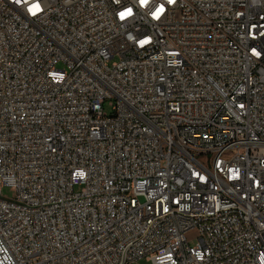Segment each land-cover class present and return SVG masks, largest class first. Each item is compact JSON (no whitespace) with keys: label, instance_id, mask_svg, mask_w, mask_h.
I'll use <instances>...</instances> for the list:
<instances>
[{"label":"built area","instance_id":"obj_1","mask_svg":"<svg viewBox=\"0 0 264 264\" xmlns=\"http://www.w3.org/2000/svg\"><path fill=\"white\" fill-rule=\"evenodd\" d=\"M141 260L264 264V0H0V264Z\"/></svg>","mask_w":264,"mask_h":264},{"label":"rangeland","instance_id":"obj_2","mask_svg":"<svg viewBox=\"0 0 264 264\" xmlns=\"http://www.w3.org/2000/svg\"><path fill=\"white\" fill-rule=\"evenodd\" d=\"M114 61V60H113ZM104 110L107 113H110V109H108L106 106H104ZM1 195L7 199H12L15 196V191L13 188H9V187H3L1 189ZM187 238V242L190 245H194L197 242V238H198V233L197 231H191L189 233H187L186 235ZM134 264H149L148 262H145L144 260L138 261Z\"/></svg>","mask_w":264,"mask_h":264},{"label":"snow or ice","instance_id":"obj_3","mask_svg":"<svg viewBox=\"0 0 264 264\" xmlns=\"http://www.w3.org/2000/svg\"><path fill=\"white\" fill-rule=\"evenodd\" d=\"M148 2V0H141L142 4H146ZM164 11L163 7L161 6L156 13H154V16H156V18L159 17V14L162 13ZM125 15H131V9H128L127 13H121V18L123 19Z\"/></svg>","mask_w":264,"mask_h":264}]
</instances>
